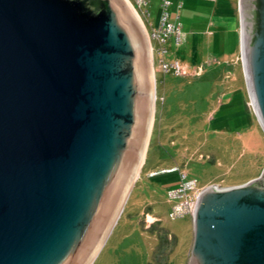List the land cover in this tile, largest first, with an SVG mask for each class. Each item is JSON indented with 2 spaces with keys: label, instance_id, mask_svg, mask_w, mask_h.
Here are the masks:
<instances>
[{
  "label": "water",
  "instance_id": "water-1",
  "mask_svg": "<svg viewBox=\"0 0 264 264\" xmlns=\"http://www.w3.org/2000/svg\"><path fill=\"white\" fill-rule=\"evenodd\" d=\"M237 8L264 133V0ZM150 49L126 0H0V264L93 261L144 156ZM190 228L186 264H264V165L203 186Z\"/></svg>",
  "mask_w": 264,
  "mask_h": 264
},
{
  "label": "rangeland",
  "instance_id": "rangeland-1",
  "mask_svg": "<svg viewBox=\"0 0 264 264\" xmlns=\"http://www.w3.org/2000/svg\"><path fill=\"white\" fill-rule=\"evenodd\" d=\"M233 2L217 0L211 5L220 13V7L226 4L232 8ZM141 8L149 12L147 19L142 17L150 29L149 23L156 24L158 0H147ZM141 8L136 9L138 15ZM205 8L209 5L202 6V12L196 9L195 14L185 6L181 11L180 4L174 11L170 8L169 20L178 15L181 42L166 40L162 58L168 63L176 60L184 73H163L157 63V44L152 41L155 100L143 160L119 216L90 264H186L190 219L169 217L166 189L175 185L180 172H185L186 178H195L199 185L224 186L259 174L264 165V133L254 113L247 112L245 101L233 107L227 98H219L227 84L232 87L230 97L237 98L241 93L237 87L241 88L243 79L238 72L223 79L225 62L234 48V19L206 16ZM198 64L201 74H194ZM150 169L155 173L148 175ZM146 210L145 228L140 219ZM159 235L170 241L165 250L157 248Z\"/></svg>",
  "mask_w": 264,
  "mask_h": 264
},
{
  "label": "built area",
  "instance_id": "built-area-1",
  "mask_svg": "<svg viewBox=\"0 0 264 264\" xmlns=\"http://www.w3.org/2000/svg\"><path fill=\"white\" fill-rule=\"evenodd\" d=\"M134 3L137 5L138 8L141 6H146L147 0H134ZM159 7H160V16L158 25L150 29L148 31V37L153 41L156 42L157 48L156 51L160 55L158 58V67L162 70V72H167L170 70L176 71V73H184V67L180 66L179 63L174 60L170 63L165 62L164 59L161 57V52H164V48L162 47V44L167 40V38H172L174 44H178L181 42L180 39V22L178 21V17L175 16L174 20H169V7H170V1L169 0H160L159 1ZM140 13L143 15V17H146L148 15V12L146 10H140ZM176 19V20H175ZM152 52L154 53L155 48L151 47ZM201 71V66H197V68L194 70V74H199ZM181 177L184 176V173L180 174ZM179 187L173 191L171 194L174 196H182V200L178 202V204L174 207L173 213L180 214L184 211H191L195 198L201 188H198L194 180H187V181H181L179 183ZM186 190H191V192L187 193ZM187 194H186V193ZM184 195V196H183Z\"/></svg>",
  "mask_w": 264,
  "mask_h": 264
},
{
  "label": "crops",
  "instance_id": "crops-1",
  "mask_svg": "<svg viewBox=\"0 0 264 264\" xmlns=\"http://www.w3.org/2000/svg\"><path fill=\"white\" fill-rule=\"evenodd\" d=\"M200 1L204 2L205 4L201 5ZM128 2L131 5H133L130 0H128ZM216 2H217V0H171V7L170 8L172 9L171 11H174L177 4H180L181 11L183 10V7L185 6L192 11L191 13L195 14V13H197L196 9L199 12H202V6L209 5V9L205 8L204 13H203L204 15H206V16H218L219 20H233L234 19L235 27L232 30L234 33V48L229 52V55H228L229 59L227 62H225V64H226L225 65L226 66L225 75H227L229 77V73H230V75H232L233 73L238 72L239 78L243 79L242 78L243 75H242V71H241V65H240V61H239V34H238V15L239 14H238V8H237L238 0H237V3H236V0H234L232 8H228V6L226 4H224L219 9L220 13L216 12L214 10V7H212V5H211V4L215 5ZM196 5H200V6H198L195 9ZM135 6H137V5L135 4ZM141 7H143V6H141ZM170 8H169V14H170V16H172ZM136 9H137V7H136ZM136 9H134L135 12L138 11V9H137V11H136ZM142 10H145V9L141 8V11ZM142 16L143 15L140 13L141 18H143ZM175 16H178V15L176 14ZM144 29H145V31H147V29L145 27H144ZM228 77L225 76L223 79L227 80ZM241 81H242L241 88L239 87V85L237 87V90L241 89V93L237 95V98L232 97V96L230 97V95H232V93H231L232 87L230 84H227V86L225 87V91H221L219 98H221V96H222V98H227L229 103L234 105L233 107H236L241 102L246 101L247 100L246 90H245V86H243L244 85L243 80H241ZM228 97H230V98H228ZM227 109H228V111H230L231 107H229ZM247 112L249 113L248 109H247ZM240 131L241 130L239 129L238 132H240ZM240 133L243 134V131H241Z\"/></svg>",
  "mask_w": 264,
  "mask_h": 264
},
{
  "label": "trees",
  "instance_id": "trees-1",
  "mask_svg": "<svg viewBox=\"0 0 264 264\" xmlns=\"http://www.w3.org/2000/svg\"><path fill=\"white\" fill-rule=\"evenodd\" d=\"M159 1L160 0H158V15H157V19H156V24L155 25H150V23H149V25H150V29H153V28H155L157 25H158V21H159V16H160V7H159ZM170 1V7H171V0H169ZM147 5V4H146ZM169 7V8H170ZM148 12V11H147ZM148 16H149V12H148V15L145 17V19H147L148 18ZM149 29V30H150ZM168 39H170V38H167V40ZM166 42V41H165ZM164 42V43H165ZM164 43L162 44V47L165 49L164 50V52L162 51L161 52V57L164 55V53L166 52V47L164 46ZM163 59V58H162ZM176 168V167H175ZM177 169V168H176ZM151 170H153V169H150V170H148L147 171V174L148 175H150V174H154L155 173V171H151ZM179 173V172H178ZM181 173H184V176L183 177H181ZM187 180H194V182L196 183V185H197V187L198 188H202L203 186L202 185H205L206 183H203V184H201V185H199V184H197V180L195 179V178H186V174H185V172H180L179 173V179H177V181H176V183H175V185H173V186H171V187H169V188H167L166 189V191H165V199H166V201L168 202V203H170V208H169V210H168V215H169V217L170 218H172V219H175V218H180V217H183V216H187V217H189V219H190V212L189 211H184V212H181L180 214H174L173 213V211H174V207L178 204V202L179 201H181L182 200V196H174V195H172L171 193L173 192V191H175L178 187H179V183L181 182V181H187ZM187 191V193H189V192H191V190H186ZM186 193V192H185ZM186 193V194H187ZM184 196V195H183ZM149 213L147 212V210L144 212H142V216H141V219H140V222H141V224H142V226L143 227H147V223H146V221H145V219H146V216L148 215ZM151 215V214H150ZM166 236V235H165ZM162 237H164V236H161V235H159V236H157V239H158V242H157V248H160V249H166L167 247L165 246V245H167V244H169L170 243V241H168L166 238H162ZM173 244V243H172ZM166 247V248H165ZM168 251V249L166 250V252Z\"/></svg>",
  "mask_w": 264,
  "mask_h": 264
},
{
  "label": "clouds",
  "instance_id": "clouds-1",
  "mask_svg": "<svg viewBox=\"0 0 264 264\" xmlns=\"http://www.w3.org/2000/svg\"><path fill=\"white\" fill-rule=\"evenodd\" d=\"M133 3V2H132ZM131 5V4H130ZM134 5V6H133ZM133 5H131V7L133 8V9H136V6H135V4L133 3ZM146 10V9H145ZM147 11V10H146ZM136 13V15H137V17L139 18V20H140V22H142L143 24H144V27L147 29V27H146V25H145V23H144V21H143V18H141L139 15H140V11H139V15L137 14V12H135ZM175 17V16H174ZM178 17V16H177ZM145 18V17H144ZM178 19V18H177ZM179 21V20H178ZM150 26V25H149ZM147 31H149V29H147ZM146 31V33H147V36H148V32ZM148 40H149V44H150V48L153 46V44H152V40L148 37ZM150 51H151V58H152V60H151V65H152V69L154 70V57H153V55H154V53L152 52V50L150 49ZM197 66H201V65H197ZM201 70H202V66H201ZM168 72V71H167ZM167 72H163V73H167ZM199 74H201V71H200V73ZM228 77L227 75H224V77ZM249 111H251V109H249ZM252 112V111H251ZM258 175V174H257ZM257 175H255V176H257ZM255 176H252V177H255ZM145 221H146V223H147V219H145ZM148 224V223H147Z\"/></svg>",
  "mask_w": 264,
  "mask_h": 264
},
{
  "label": "bare ground",
  "instance_id": "bare-ground-1",
  "mask_svg": "<svg viewBox=\"0 0 264 264\" xmlns=\"http://www.w3.org/2000/svg\"><path fill=\"white\" fill-rule=\"evenodd\" d=\"M129 4V3H128ZM132 8V7H131ZM135 12V11H134ZM139 19V18H138ZM140 21V20H139ZM141 23V25H143L144 26V24L142 23V22H140ZM144 28V27H143ZM145 30V29H144ZM146 32V31H145ZM148 32V31H147ZM147 34V33H146ZM154 85V84H153ZM153 94H154V89H153ZM153 100V99H152ZM151 119V118H150ZM147 141H148V137H147ZM147 141H146V143H147ZM146 148V147H145ZM143 160V159H142ZM142 162V161H141ZM141 164V163H140ZM138 171V170H137ZM136 174H137V172H136ZM136 174H135V176H136Z\"/></svg>",
  "mask_w": 264,
  "mask_h": 264
}]
</instances>
